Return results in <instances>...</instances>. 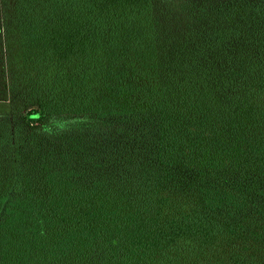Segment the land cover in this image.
Listing matches in <instances>:
<instances>
[{
  "label": "trees",
  "instance_id": "obj_1",
  "mask_svg": "<svg viewBox=\"0 0 264 264\" xmlns=\"http://www.w3.org/2000/svg\"><path fill=\"white\" fill-rule=\"evenodd\" d=\"M0 264H264V0H0Z\"/></svg>",
  "mask_w": 264,
  "mask_h": 264
}]
</instances>
